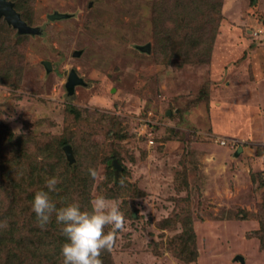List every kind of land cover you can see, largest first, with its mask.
<instances>
[{
    "label": "rangeland",
    "instance_id": "1",
    "mask_svg": "<svg viewBox=\"0 0 264 264\" xmlns=\"http://www.w3.org/2000/svg\"><path fill=\"white\" fill-rule=\"evenodd\" d=\"M18 2L33 32L0 19V124L68 140L75 167L97 171L92 198L120 188L109 264H264V0ZM174 41L186 61L170 60ZM194 233L196 258L177 259L171 244Z\"/></svg>",
    "mask_w": 264,
    "mask_h": 264
},
{
    "label": "trees",
    "instance_id": "2",
    "mask_svg": "<svg viewBox=\"0 0 264 264\" xmlns=\"http://www.w3.org/2000/svg\"><path fill=\"white\" fill-rule=\"evenodd\" d=\"M12 1L13 4L16 2L14 9L21 14L20 10L22 11L24 8L22 2ZM25 14V16L20 15L21 18L27 23L31 22V17H28L31 15L28 12ZM180 15L182 14L174 15L171 20L175 24V28L180 23ZM0 19L5 21L8 28L14 27L8 23L4 16H0ZM180 24L184 28L183 23ZM178 30H172L174 35L167 38L166 41L171 38L176 39ZM161 41L163 42V39ZM171 44L177 55L172 56L170 60L181 58L186 61L190 53L181 49L183 45H175V41ZM190 46L192 49H196L197 44H190ZM187 48L185 45L186 50ZM201 57L200 61L205 63L210 55L204 54ZM68 144H70L68 140L63 142L49 140L44 144L41 142L36 144L31 135H19L7 126L0 124V192L5 191L8 197L10 196L7 207L3 202H0V224L7 222L6 228L0 227V264H63L61 249L67 242L62 232L63 226L56 222L55 214H53L50 223L45 229H41L32 210V204L37 191H49L46 187V180L56 177L59 183L56 185V190L50 192V197L56 204L57 210L74 201H78L83 209L90 210L95 178L89 174L87 169L75 167L80 160L78 159L81 155L80 151L78 149L74 151L73 161H70L66 155L67 159L64 160V163L55 165L54 170L50 165L49 161L52 162L53 156L59 151L55 163H59L61 155L65 157L64 146ZM40 154L45 158H41ZM108 162H111V159ZM109 166L108 184L114 179V170L111 165ZM119 189L111 188L107 197H113L114 192ZM260 225L262 231L257 233V238L264 250V221L260 222ZM37 236L42 237V240L37 239ZM195 244L196 235L194 233L193 237L182 239L176 244L172 243L170 250L177 259L192 263L197 255ZM108 256L109 251L107 253L105 250L101 256L103 264H109Z\"/></svg>",
    "mask_w": 264,
    "mask_h": 264
},
{
    "label": "clouds",
    "instance_id": "3",
    "mask_svg": "<svg viewBox=\"0 0 264 264\" xmlns=\"http://www.w3.org/2000/svg\"><path fill=\"white\" fill-rule=\"evenodd\" d=\"M89 174L93 178L97 177L95 169H89ZM58 183V178H49L46 180L49 191L35 193L32 210L39 227L45 229L53 214L56 222L63 226L62 232L67 240L61 249L63 264H103L102 253L113 249L118 232L125 228L126 220L119 203L99 195L91 199L90 210L83 209L78 201L57 210L50 192L56 190ZM109 226L111 228L106 232ZM0 227L6 228L7 222L0 224Z\"/></svg>",
    "mask_w": 264,
    "mask_h": 264
},
{
    "label": "water",
    "instance_id": "4",
    "mask_svg": "<svg viewBox=\"0 0 264 264\" xmlns=\"http://www.w3.org/2000/svg\"><path fill=\"white\" fill-rule=\"evenodd\" d=\"M0 16H4L8 23L12 24L15 28H17L18 33L25 34V33H32L33 28L28 26L25 21L22 20L20 14L14 9V4L11 1L8 0H0ZM62 18H68L67 14H60L55 13L49 15V19L51 20H58ZM144 51L150 52L151 46L148 44L146 47L142 48ZM45 65L48 70H51V63L48 61H45ZM83 80L80 78V76L77 74L76 70L73 69L68 76V81L66 83L68 93H73V90L77 84H81ZM64 150L66 152V155L70 161L74 160V154L71 145H66L64 147ZM114 167L116 171H119L121 167L119 164L114 161ZM239 260L242 262L244 261V258L239 257Z\"/></svg>",
    "mask_w": 264,
    "mask_h": 264
}]
</instances>
